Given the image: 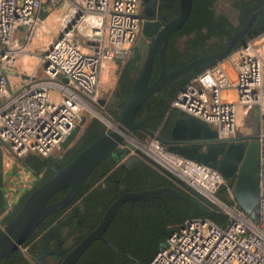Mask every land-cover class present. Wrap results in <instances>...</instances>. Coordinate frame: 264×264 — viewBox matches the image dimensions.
Returning <instances> with one entry per match:
<instances>
[{"label": "built area", "instance_id": "built-area-1", "mask_svg": "<svg viewBox=\"0 0 264 264\" xmlns=\"http://www.w3.org/2000/svg\"><path fill=\"white\" fill-rule=\"evenodd\" d=\"M64 1L68 8L57 36L38 66L24 73L16 72L17 62L41 11L57 0H0V152L9 161L27 154L52 155L76 127L80 113L97 104L105 64L124 55L139 32V0ZM170 105L212 127L224 141L242 138L237 137L240 112L259 113V221L254 224L239 207L233 185L219 171L170 151L152 136L140 146L133 144L120 162L139 156L218 207L228 221L221 226L208 218L185 219L147 264H264V30L191 77ZM14 197L11 193L5 202L0 228L1 218L15 209Z\"/></svg>", "mask_w": 264, "mask_h": 264}, {"label": "flooded vegetation", "instance_id": "flooded-vegetation-1", "mask_svg": "<svg viewBox=\"0 0 264 264\" xmlns=\"http://www.w3.org/2000/svg\"><path fill=\"white\" fill-rule=\"evenodd\" d=\"M220 1L222 0H216L215 2H213V0H198L197 6L202 8L203 10L205 6H207L209 9L211 7L217 9V4ZM238 1L240 0L229 1V7L233 10L234 4ZM141 3L142 0H139L140 28L134 41L133 49L129 54L127 65H125L123 69V74L120 79L121 91L116 92L118 99H110L113 101L112 103L115 108V110L113 109L114 111H111V117L115 120V124H117L116 118L122 117V115L124 114L127 101L131 96L132 92L134 91L136 83L138 81L140 82V79L144 78V84H142V92L146 93L147 95L145 96L143 102L137 108L133 120L129 122L130 127L127 128L128 131L138 130L140 131V133H146L150 135V137L156 136L160 141H162L171 138V134L175 128V125H172V121L173 118L176 116V113L173 111V113L167 116L164 121H162L161 118L159 125L155 129H149L148 127L154 125L156 120L158 119V116L162 113L161 110L163 109V106H161L162 108L160 107L158 110H156L157 100L166 101L171 92H173V90L177 86L183 84V82L187 78H189V75H191L198 69V67L189 69V63L192 60L203 56H196L197 54L195 55V53H193L194 51L192 52V49L189 48V39L194 38V35L189 34V23L198 26L200 23H202L203 19H200L199 14H196L195 18L192 17L191 19L190 17L194 0H145L144 5H142ZM223 14L227 15L226 13ZM244 27H246V31L242 35L244 39L248 38V34H251L253 31L259 33L264 30V2L248 14L247 18L242 22V26L237 31H235L234 34H236ZM142 30H144V33L142 32ZM180 38H186V42L183 48H180L178 46V40ZM131 66L133 67L130 68ZM183 68L185 69L170 77L172 73ZM153 86L154 91L150 92L151 87ZM97 103L103 106L106 105V101H103L102 99H98ZM99 104L96 105L99 106ZM103 106L100 108L104 109ZM205 131L206 129L204 130V133ZM207 131L212 133L214 130L210 129ZM174 132L177 134L179 133L177 131ZM85 133L89 134L90 131L87 130ZM212 140V144H222L225 147L234 143V141H224L219 140L218 138H212ZM74 144L72 146H74ZM72 146H70L69 148L67 147V150H65L63 154L59 156L58 162H56L55 160L44 158H41V160H36L33 158L29 159V163L34 166V168H39L38 170L41 172L39 181L37 183H43L44 181L48 180L52 177L55 170L63 168L68 162L71 161L64 160V155ZM82 149H80V151ZM120 153L121 149H114L108 155L102 158L98 162V164L93 168V170L107 157H119ZM220 160V155H218L217 157H213L211 155L209 156L207 162L212 165H217ZM120 163L121 162L118 163V166L121 169H126L127 171H134L133 169L142 167L144 165H152L147 161H143L142 164L133 165L132 167L120 166ZM29 167L31 168V166ZM116 171L119 170L114 169L111 174ZM91 173L86 178L84 184L86 183ZM157 173L159 176H164L159 171ZM2 175V158L0 157V178L2 177ZM125 175L131 184H146L150 187H145L140 190L124 192L120 194L119 197H117V199H115V201L110 204V206L104 212L103 216L98 220L95 227L91 229L85 236H83L81 240L76 243L73 247H71L68 251L66 250V248L73 245L71 239V237L73 236V225L72 227H68L66 224L68 221H63L66 220V218L64 219V216L57 219L55 222H53L50 227L44 229L39 237H36L35 241L38 242L36 244L37 249H34V251L41 253L33 257V263L45 264L46 261L48 262V264H61L66 258V256L82 240H84L91 232H93L98 227L101 220L104 218L106 212L110 209L112 204L119 200L118 204L116 205L113 211L111 219L101 236L92 239L74 262V264H76L78 259L85 252H87L94 243H99L98 245H100L101 247L104 246L105 248L100 253V255H95V259L99 257L98 264H111L114 259V253L116 255V258L121 254L117 246H122L128 249L130 246H132V244L135 245L133 238H136L138 232L142 230L144 214H140L139 211L137 212L138 206H142L141 208L143 209L144 205L149 206L150 203H155L156 201H159L162 204V213L164 219L172 220L173 214L170 213L169 216V214L165 211L167 199H165V195H171L180 199H184L166 192L160 193L157 196H153L151 198L146 199L126 198V195L143 191L157 190L161 188H172L189 194V191L186 188H184L182 185L178 184L175 180L171 179L168 176L164 177L167 180L169 179V181L174 187L165 186V182L158 175H155V173H153L152 171L141 170L140 173L137 171V173H126ZM66 189L67 192L62 198H64L65 195L68 193L69 188H63L57 192L59 193ZM57 193H55L53 196H55ZM4 201L5 195L3 192V188L0 186V205H4ZM16 209L17 206L15 207V210ZM181 216V214L177 215L176 217H173V219H180ZM80 222L81 218H78L76 223L79 224ZM7 258L1 261L6 260Z\"/></svg>", "mask_w": 264, "mask_h": 264}, {"label": "water", "instance_id": "water-1", "mask_svg": "<svg viewBox=\"0 0 264 264\" xmlns=\"http://www.w3.org/2000/svg\"><path fill=\"white\" fill-rule=\"evenodd\" d=\"M144 1L142 0V5H144ZM246 27L230 37L221 50L192 60L189 63V69L222 60L237 42L243 43L245 41L242 35L246 31ZM142 32L144 33V30ZM257 33L253 31L251 34H248V37L256 35ZM184 69L175 71L170 77ZM143 82L144 78L136 83V87L127 101L124 114L122 117L116 118L117 124L114 125L111 123L112 125H108L109 129L107 131L78 152L63 168L55 170L51 178L30 190L19 208L7 212L5 218L9 219V221L0 228V261L10 256L17 249H20L46 216L67 206L71 202L84 185L88 175L102 158L121 145L127 146L121 149V153L119 154L121 158L127 153L129 148H134V145L129 143L124 136L127 135V127H130L129 122L133 120L137 108L147 95L142 92ZM152 91H154V86L151 87L150 92ZM182 114L185 118L178 120L174 126V131L179 133L177 134L173 131L171 138L162 140V142L167 145L170 151L209 165L219 171L233 185L232 193L239 207L249 215L250 220L254 224H257L259 221V144L256 136L258 129H255L254 134L249 139L239 138L227 147L222 144L214 145L212 144V138H217L215 131L212 133L208 132L207 130H210L208 125L199 123L194 117L188 116L183 112ZM184 125L186 128H189L190 125V129L187 132H183ZM114 127L121 129V131L123 130L125 134L120 135ZM199 128L206 129L203 136L198 135ZM78 129L79 127L76 126L60 144L63 149L69 147L73 140H75ZM211 155L213 157L221 156V160L217 165H212L207 162ZM0 157L2 158L1 152ZM143 161L139 156L131 155L124 158L120 165L132 167L133 165L142 164ZM164 174L184 186L182 181L174 178L168 172L164 171ZM66 187L69 188V191L64 198L57 202H48L55 193ZM163 192L195 203L202 212L211 213L213 211H220L216 206L211 205V208H208L200 199L172 188L132 193L125 197L131 199H146ZM197 197L200 196L197 195ZM118 202L119 200L112 204L98 227L82 240L66 256L61 264H74L89 242L101 236ZM4 206L6 205L4 204Z\"/></svg>", "mask_w": 264, "mask_h": 264}, {"label": "trees", "instance_id": "trees-1", "mask_svg": "<svg viewBox=\"0 0 264 264\" xmlns=\"http://www.w3.org/2000/svg\"><path fill=\"white\" fill-rule=\"evenodd\" d=\"M215 1L216 0H213V2ZM263 2L264 0H240L236 2L233 6V10L239 11L241 22L238 27H232L229 17L227 15H224L223 13L212 7L209 9L207 6H205L203 10L202 8L197 6L198 0L197 2L196 0H194L190 17L191 19L192 17L195 18V15L199 14L200 19H203V21L198 26L189 23V34L194 35V38L189 39V48L192 49V52L194 51L193 53H195V55L197 54L196 56L207 55L209 53H215L221 50L227 40L232 37L235 31H237L242 26V22L247 18L248 14L257 6L261 5ZM211 35H217L221 37L222 40L220 41L219 45L215 49L199 52L200 46L204 45L207 38ZM239 44L240 43L237 42L233 46V48H236L237 46H239ZM209 65H205L202 68L204 69ZM202 68H200L201 70H196V73L193 72L191 75H189V78H187L183 82V84L188 81L191 77L202 71ZM183 84L177 86L173 90V92H171V94L168 96L166 101L157 100L156 110L163 106V109L161 110L162 113L158 116V119L156 120L155 124L151 127H148L149 129L153 130L159 125L164 111L169 107L172 99L175 97L176 93L179 91ZM87 130H89L90 133H84V135H82L77 140L74 146H72L65 153L64 160H72L73 157L76 156L78 151H80V149L86 147L88 144L100 137L105 132L103 125H101L97 121H93L91 126L88 127ZM31 158L41 160V158L38 156L28 155L21 159V161L24 164L31 166V168H34V166L29 163V159ZM120 158L121 157L110 156L104 159L92 171L83 188L79 191L78 194L75 195L71 202L67 206L48 215L44 219V221L40 223L39 227L34 231L31 237L26 240V242L22 245V247H27L28 255L20 248L14 253H12L6 260L1 261L0 264H34L32 261L33 257L41 253L34 251V249H37L36 244L38 241H35L36 237H39L44 229L50 227L53 222L63 217L65 213L70 209L71 211L67 215L66 220H63L68 221L67 223L65 222L68 227H72L73 225L74 228L72 232L73 236L71 237L73 245L66 248V250L68 251L71 247L78 243L83 236H85L91 229L95 227L98 220L103 216L104 212L107 210L110 204L115 201V199H117L120 194L124 192L140 190L145 187H150L146 184H131L126 178L125 174H134L135 172L137 173V171L140 173L141 170H144L152 171L153 173H155V175H158L157 172L159 170L154 169L149 165H144L142 167L133 169L134 171H127L126 169H121L118 166V163L121 160ZM58 160L59 159H56L55 161L58 162ZM38 169L37 171H39ZM114 169H118L119 171H116L111 174ZM159 172L162 173L161 171ZM164 176H159L165 182L164 185L174 187L169 181V179L167 180ZM40 184L41 183H37L35 186H33L32 189H34V187ZM66 192L67 189L57 193L55 196L49 199L48 202L52 203L61 200ZM25 196L20 199L17 204V208L20 207V205L24 201ZM165 199V211L169 214V216L170 213L173 214L172 220L164 219L162 213V204L159 201H156L155 203H150L149 206L144 205L143 209L141 208L142 206H138L137 212L139 211L140 214H144L142 230L138 232L136 238H133L135 245L132 244V246H130L128 249L122 246H117L121 254L116 258V255L114 253V259L112 258L113 261L111 262V264H147L151 257L162 247V244L165 242L167 236L172 231V229H174L185 219L208 218L221 226L225 225L228 221V216L224 213L223 214L225 215V217H227L226 221L224 220L223 215L217 216L215 213L212 212H202L199 207L191 201L180 199L171 195H165ZM2 209L3 204L0 205V213L2 212ZM180 214L182 215L180 219H173V217H176ZM217 214L221 213L218 212ZM78 218H81V222L79 224L76 223ZM8 221L9 219L3 217L2 224L7 223ZM169 224L170 226L169 228H167ZM98 244L99 243H94L89 248V250L78 259L76 264H98L99 257L95 259V255H100V253L105 248L104 246L101 247ZM45 264H48V262L45 261Z\"/></svg>", "mask_w": 264, "mask_h": 264}, {"label": "rangeland", "instance_id": "rangeland-1", "mask_svg": "<svg viewBox=\"0 0 264 264\" xmlns=\"http://www.w3.org/2000/svg\"><path fill=\"white\" fill-rule=\"evenodd\" d=\"M229 1H231V0L220 1L217 4V10L222 12V13L227 14L232 27H238L240 25V22H241V19L239 16V11L232 10L229 7ZM67 8H68V2L67 1L57 0L56 3H54L53 5H48V7H46L45 10L41 11V18H40L41 21L37 25V29H36L35 33L33 34L32 39L27 44L26 53L21 55L18 62H17L16 69H15L16 72L26 73V72L31 71L34 67L38 66V58L40 57V55L45 50H47L49 48V46L51 45V43L54 41L55 37L57 36L59 28H60L61 18H62L63 14L65 13ZM221 40L222 39L220 36L211 35L210 37L207 38L204 45L200 46L199 52L209 51V50L215 49L219 45ZM185 42H186V38H180L178 40V46L180 48H183V46L185 45ZM132 49H133V46L129 47L124 55L111 60V62L108 65V68L103 69L105 71V74L103 75V78H101L100 83H99L98 98L102 99L103 101H106V105L103 106L97 102L96 103L99 104V106L91 104V108L96 113L103 116V118L105 120L109 121L110 123H112L114 125H115V120L111 117L112 116L111 111L113 109L115 110V108H114V105L112 103L113 101L110 99H112V98L118 99L116 92L121 91L120 79H121L122 74H123V69H124L125 65H127L129 54H130ZM131 65H133V64H131ZM132 67L133 66H131L130 68H132ZM202 67L203 66H200V67H198V69H200ZM199 71H197V72H199ZM11 81L13 83H17L18 80L15 76H12ZM14 86H16V84H14ZM102 106L104 107V109L100 108ZM93 121H97L98 123L103 125L105 131H107L109 129L108 124L102 118H100L97 114L92 113L89 109L83 110L80 113L79 121L76 124V126L79 127L77 134H76V138L69 145V147L72 146L77 141V139L79 137L84 135V133L86 132L88 127L91 126ZM238 122H239L238 123L239 126H238L237 137L252 136L254 134L255 129L259 128L260 123H261V118L259 116V113L256 110L252 109L246 115H244L243 112H240V117H239ZM209 129L214 130L213 128H210V127H209ZM127 135H128V137L133 138L134 140H136L139 143L148 142L151 138L150 135H148L146 133L142 134L138 130L137 131H128ZM65 150H67V149H63L60 146L59 148H56L53 151L52 155L47 156V157H43V156H40L38 154H27L25 156L35 155V156H38V157L44 158V159H55L56 160L59 158V156H61L63 154V152ZM25 156H23L22 159ZM5 161L7 162V164L10 162L8 160V158H5V160L2 158L3 173H4V171L6 173V168H5L6 162ZM20 162L21 161H18L16 159H14V161H11L12 164L18 163L17 167H20L22 165V163H20ZM151 166L154 169H157L153 165H151ZM24 171H26V170H24ZM29 171L27 172V174L29 173ZM34 171L37 173L36 169L33 168L32 172L30 171L31 174H33ZM38 172H39L38 173V175H39L41 172L40 171H38ZM35 176H36V179H34V181H33L34 186L39 181V179H38L39 177H37V175H35ZM10 179H11V177L10 178L7 177L5 179V174H3L2 177L0 178V186L4 187V189H3L4 193L7 192V182L11 181ZM32 186L29 187L28 189H23L22 190L23 192L22 191H21L22 193L20 192L21 194L15 195L14 199L15 198L17 199L16 200L17 203L20 201V199L22 197H24L27 194L28 191H30L32 189ZM8 192H9V194H11V191H8ZM222 192H223V190H221L220 195H222ZM189 195L194 196L197 199H200L201 201L204 202V204L208 208H211V205L209 204V202L207 200L201 199L200 197H197V195H195L194 193H189ZM3 210H4V207L2 209V213H3ZM69 211H71V210L69 209L67 211V213H70ZM212 213H215L217 216L223 215L224 220L226 221L227 217H225V215L222 212H220L221 214H217V211H213ZM3 225L4 224H2V226ZM169 226H170V224L167 226V228H169ZM21 249H22V251H24L27 254V247L25 248V247L21 246Z\"/></svg>", "mask_w": 264, "mask_h": 264}, {"label": "crops", "instance_id": "crops-1", "mask_svg": "<svg viewBox=\"0 0 264 264\" xmlns=\"http://www.w3.org/2000/svg\"><path fill=\"white\" fill-rule=\"evenodd\" d=\"M111 61H108L106 64H105V66H104V68L103 69H105V68H108V65H109V63H110ZM30 72V71H29ZM26 73H28V72H26ZM105 74V71L104 70H102V73H101V78H103V75ZM174 109H176V108H172L170 105H169V107L164 111V113H163V117H162V121H164V119L167 117V116H169V115H171V113H173V111L176 113V116L173 118V121H172V125L174 124V125H176V122L178 121V120H180V119H184L185 118V116L182 114V112L180 111V110H178V109H176V110H174ZM199 123H201V122H199ZM210 127V126H209ZM182 128H183V126H182ZM210 128H212V127H210ZM188 129H190V125H189V128H186L185 127V125H184V129H183V132H187L188 131ZM190 131V130H189ZM190 133V132H189ZM203 134H204V129L203 128H199V130H198V135H201V136H203ZM2 158L5 160V158H8L5 154H3L2 155ZM6 162V161H5ZM20 163H22V165L20 166V167H17L18 166V163L16 164V163H11V161L7 164V162L5 163V168H6V173H5V171H4V173L3 174H5V179L7 178V177H11V181H9V182H7V192L8 191H11V193H13V195H18V194H21L23 191V189H28L29 187H31L32 185H33V181H34V179H36V176L35 175H37V177H40V174L38 175V171H37V173L34 171L33 172V174H31V172H32V170L33 169H31L29 166H27L26 164H24L22 161L20 162ZM24 170H26V171H24ZM31 172H30V171ZM29 171V175L27 174V172ZM7 176V177H6ZM39 179V178H38ZM34 186V185H33ZM33 186H32V188H33ZM3 189H4V187H2ZM32 190V189H31ZM4 191V190H3ZM22 191V192H21ZM4 193V195H5V201H4V204H5V202H6V200L8 199V198H11V194H9V192L8 193ZM21 192V193H20ZM29 192V191H28ZM27 192V193H28ZM17 199L15 198L14 199V202H16V206H17V201H16ZM15 206V207H16ZM3 207H4V205H3ZM70 212V211H69ZM69 213H65V215H64V219L67 217V215H68ZM0 216H2V212L0 213ZM3 218V217H2ZM2 218H1V220H2ZM163 245H164V243L162 244V247H163Z\"/></svg>", "mask_w": 264, "mask_h": 264}, {"label": "bare ground", "instance_id": "bare-ground-1", "mask_svg": "<svg viewBox=\"0 0 264 264\" xmlns=\"http://www.w3.org/2000/svg\"><path fill=\"white\" fill-rule=\"evenodd\" d=\"M89 110L94 113V114H97L100 118H102L108 125H112L109 121L105 120L103 118V116L99 115L98 113H96L92 108H89ZM115 128V127H114ZM115 130L120 134V135H124L125 133L123 132V130L121 131V129L119 128H115ZM124 137L127 138L128 141H131L132 144L136 145V146H140V144L135 141L133 138L131 137H127V135H125Z\"/></svg>", "mask_w": 264, "mask_h": 264}]
</instances>
